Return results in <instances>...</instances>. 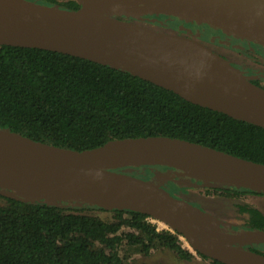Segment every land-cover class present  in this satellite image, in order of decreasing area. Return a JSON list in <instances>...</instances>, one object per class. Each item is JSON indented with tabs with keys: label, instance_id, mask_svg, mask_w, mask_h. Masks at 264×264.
<instances>
[{
	"label": "water",
	"instance_id": "obj_1",
	"mask_svg": "<svg viewBox=\"0 0 264 264\" xmlns=\"http://www.w3.org/2000/svg\"><path fill=\"white\" fill-rule=\"evenodd\" d=\"M76 11L60 10L30 0H0V46L34 48L92 59L123 69L185 101L233 119L264 127V90L252 84L241 70L195 39L167 34L121 20L116 16L163 14L187 23L205 24L226 34L264 47V0H133L136 13H119L113 6L119 0H102L96 12L85 11L79 0ZM180 30H182L180 28ZM100 48L114 52L116 64L85 56L71 47ZM174 62L185 71L158 68ZM28 141L56 155L32 157L0 154V193L15 199H44L52 204H90L108 210L141 212L185 238L197 254L221 264H264V256L244 247L263 246L264 231L230 232L232 226L212 213L190 205L156 182L133 176V166H164L178 171L202 187L235 186L255 193L264 187L243 181V177L264 178V165L239 159L195 144L164 137L114 140L83 152L64 151ZM146 148L156 163L121 167H95V158ZM194 148L226 159L224 167L207 171L181 159ZM120 186L108 192L95 185Z\"/></svg>",
	"mask_w": 264,
	"mask_h": 264
},
{
	"label": "trees",
	"instance_id": "obj_2",
	"mask_svg": "<svg viewBox=\"0 0 264 264\" xmlns=\"http://www.w3.org/2000/svg\"><path fill=\"white\" fill-rule=\"evenodd\" d=\"M30 1L67 11L80 8L76 0ZM116 18L153 29L167 19L163 14ZM166 21L171 27L178 23ZM237 53L243 62L263 54L248 49ZM0 130L72 152L114 140L164 137L264 165V127L189 103L123 69L34 48L0 46ZM120 170L156 182L200 209L205 202L231 203L245 217L240 231H264V213L241 203L246 196L263 193L235 186L200 187L193 195L197 202L188 198L191 189L154 180L156 171L171 170L168 167ZM0 201V264H136L133 254L148 258L161 249L179 260L194 257L182 247L179 234L159 230L141 212L15 199L5 193H0ZM246 250L264 256V245Z\"/></svg>",
	"mask_w": 264,
	"mask_h": 264
},
{
	"label": "bare ground",
	"instance_id": "obj_3",
	"mask_svg": "<svg viewBox=\"0 0 264 264\" xmlns=\"http://www.w3.org/2000/svg\"><path fill=\"white\" fill-rule=\"evenodd\" d=\"M82 8L85 11H98L102 0H79ZM113 10L119 13H136L139 11V5L133 0H119L113 6ZM78 53L93 57L95 59L107 62L109 64H116L119 60L113 55L114 52L103 50L100 48H89V47H71ZM158 68L168 69L170 74H173L172 69L179 71H185L190 75L189 69L180 66L174 62H167L164 64L157 65ZM23 154L32 157H50L56 155L45 148L34 145L23 139L14 137L9 134L0 132V154ZM181 159L195 167L206 169L207 171H217L224 167L226 162L225 158L218 156L217 154L205 151L200 148H194L189 155H181ZM156 163V159L148 153L146 148H134L127 151L118 152L107 157L95 158L92 161V165L95 167L112 166L121 167L133 164H151ZM243 181L256 183L264 187V178H252L243 177ZM94 189H101L108 192H119L124 189L120 186L99 184L93 187Z\"/></svg>",
	"mask_w": 264,
	"mask_h": 264
},
{
	"label": "rangeland",
	"instance_id": "obj_4",
	"mask_svg": "<svg viewBox=\"0 0 264 264\" xmlns=\"http://www.w3.org/2000/svg\"><path fill=\"white\" fill-rule=\"evenodd\" d=\"M166 17L168 21H174L175 19H178L176 17H171V18L168 16ZM166 20H161V21L167 22ZM150 21L153 22L155 20H150ZM178 22H183V21L178 19ZM177 24L179 23H175L174 25L177 26ZM154 29L157 31L167 33V34H171V33L177 34L174 31L175 29L171 30L172 28H168V27H163V26L154 27ZM205 29H206L205 30L206 34L209 37L211 36V39L215 41V43L213 44L215 45V47L214 46L212 47L216 50L222 51L224 55L228 56L230 59L235 60V61L236 60L238 61L239 57L241 56H239L238 53L235 52L236 50L233 48V46L235 45V47L237 46L242 47V45H244L243 44L244 41L251 42L248 40H242L240 37L233 36L231 34H226L224 31L212 28L210 26H207ZM222 45L224 47H222ZM227 45H230L231 47ZM227 47H229V49ZM154 176H155L154 180L156 179L157 181L168 180V181H172L178 184L181 187L191 189L189 190L191 191L190 193L188 191V194H187L188 198L190 200L199 202L197 199L194 198L193 195H197L199 193L200 187H202L201 184L193 180H187L185 177L181 176V173L175 170L156 171ZM242 200H241V203L257 208L258 210L264 213V197L249 195V196H246V198ZM203 205L205 208L204 210L212 213L213 215H215L217 218H219L223 222L231 224L232 226L229 229L230 232L240 231V228L238 227L244 224L245 217L237 212L233 204L227 203V202L224 203L222 201L216 200L210 203L205 202L203 203ZM76 207H79V206H76ZM100 216L102 218H106L107 214L101 213ZM153 223L157 226L159 230L168 229L166 226L160 223L158 224L155 222ZM235 228L237 229L235 230ZM179 239H180V242L182 243V247L186 248L188 251H190V253H192V255L194 256L193 259L189 261L179 260L172 252L168 250H162V249L158 250L157 252H155L152 256L148 258H144L138 254H133L131 258L134 260V262H136V264H212L209 260H204L201 257H199L197 253H195L193 249L190 247V245L188 244L185 238H183L182 236H179Z\"/></svg>",
	"mask_w": 264,
	"mask_h": 264
},
{
	"label": "flooded vegetation",
	"instance_id": "obj_5",
	"mask_svg": "<svg viewBox=\"0 0 264 264\" xmlns=\"http://www.w3.org/2000/svg\"><path fill=\"white\" fill-rule=\"evenodd\" d=\"M160 24L163 27H168V28H172L171 30L175 29L174 31L177 33H171L172 35H179V36H185V37H189L192 39H195L196 41L204 44L205 46H207L208 48L212 49L215 53L219 54L220 56H222L223 58H225L226 60H228L233 66H235L236 68H238L239 70H241L244 74V76L255 86L261 88L264 90V48H262L260 45L256 44V43H252V42H246L244 41L242 45V47H235V45L233 46V48L236 50L235 52H242L244 49H247L249 51H251L253 54L256 55V52H262V56H257L256 55V59H254L253 57H250L247 59V62H243V60L238 59V61L236 60H232L230 59L228 56L224 55L222 51L220 50H216L214 49L212 46L215 47V45H213L215 43L214 40L211 39V36L209 37L206 32H205V28H199L196 26V24H186L184 21L183 22H178L179 24L174 25L173 27H171L169 25L168 22H163L160 21ZM153 23H155V21H153ZM191 25V26H190ZM195 25V26H194ZM180 28L182 30H180ZM229 47H231L230 45H227ZM222 47H224L222 45ZM229 47H227L229 49ZM240 228V227H238ZM237 228H235L236 230ZM230 231V230H229ZM245 249L247 248H253V247H244Z\"/></svg>",
	"mask_w": 264,
	"mask_h": 264
},
{
	"label": "built area",
	"instance_id": "obj_6",
	"mask_svg": "<svg viewBox=\"0 0 264 264\" xmlns=\"http://www.w3.org/2000/svg\"><path fill=\"white\" fill-rule=\"evenodd\" d=\"M151 222L153 223V222H155V221H152V220H151ZM155 223H156V222H155ZM153 224H154V223H153ZM157 224H158V223H157ZM167 230H168V229H167Z\"/></svg>",
	"mask_w": 264,
	"mask_h": 264
}]
</instances>
